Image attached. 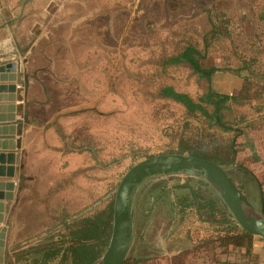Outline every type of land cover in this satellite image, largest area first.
Listing matches in <instances>:
<instances>
[{"label":"rangeland","instance_id":"obj_1","mask_svg":"<svg viewBox=\"0 0 264 264\" xmlns=\"http://www.w3.org/2000/svg\"><path fill=\"white\" fill-rule=\"evenodd\" d=\"M262 4L0 0V66H12L0 73V116L13 113L14 121L23 122L19 137L23 128L33 127L27 155L21 139L16 148L20 169L15 187L19 177L26 182L11 200L9 260L15 256L21 264H32L40 258L32 255L36 249L59 240L64 220L102 211L133 165L176 150L175 133L187 122L184 110L158 92L173 87L198 98L206 84L186 65L168 60L181 48L195 46L205 54L204 67L222 72L235 71L243 60L261 62L264 35L256 16ZM254 113L248 106L231 105L227 117ZM263 132L247 131L240 155L257 159L247 168L264 182ZM250 172L229 167L237 188L259 207ZM165 180L162 189H147L146 202L135 207L130 255H167V231L179 217L172 207L190 191L185 178ZM194 184L201 196L214 194ZM161 194L162 201L149 209L147 202Z\"/></svg>","mask_w":264,"mask_h":264},{"label":"trees","instance_id":"obj_2","mask_svg":"<svg viewBox=\"0 0 264 264\" xmlns=\"http://www.w3.org/2000/svg\"><path fill=\"white\" fill-rule=\"evenodd\" d=\"M204 57L205 54L195 46H187L168 60L170 64L186 65L198 81L206 84L198 98L178 92L173 87L159 90L158 96L179 105L187 120L175 133L176 150L170 153L189 155L250 172L247 165L257 159L240 155L245 150L240 139L247 131L264 130L262 65L258 60L256 63L255 59L251 63L243 60L242 66L231 71L246 76H243L241 88L229 96L212 90L211 77L222 70L204 67L201 63ZM255 64H258L257 67ZM231 105L253 108L256 116L228 119L227 112ZM249 174L258 185L259 204L264 216V182L255 173ZM193 182L199 187H208L200 181L187 179L184 187L190 191V196L181 198L173 205V213L179 217L170 233L174 240L190 242L193 246L172 259L129 255L123 264H188L197 259H202L203 264H259L252 253L254 236L236 225L215 194L210 193L208 197L198 194L195 186H192ZM162 184L157 186L162 189ZM162 197L163 194L154 198L151 196L153 201L147 202L149 209L162 201ZM112 204L113 197L96 215L64 220L59 240L36 249L32 255H39L40 258L33 259L32 264H51L54 261L57 264H95L109 241ZM193 237H196L195 240Z\"/></svg>","mask_w":264,"mask_h":264},{"label":"water","instance_id":"obj_3","mask_svg":"<svg viewBox=\"0 0 264 264\" xmlns=\"http://www.w3.org/2000/svg\"><path fill=\"white\" fill-rule=\"evenodd\" d=\"M11 65L0 66V73L10 72ZM19 110L21 107H13ZM14 114L0 116V150H15V140L23 127L22 121H14ZM9 132V133H8ZM185 178L206 184L231 215L236 225L246 233L264 241V216L261 207H255L237 188L229 175V168L189 155L168 153L143 159L133 165L121 178L113 193L111 230L108 244L95 264H123L130 255L134 238V211L140 190L151 182L167 178ZM24 179L19 177L18 187ZM14 183H0V191H13ZM5 201L13 199V193L5 195ZM5 205L0 203V264L6 263L11 249L6 248L8 233L5 225Z\"/></svg>","mask_w":264,"mask_h":264},{"label":"crops","instance_id":"obj_4","mask_svg":"<svg viewBox=\"0 0 264 264\" xmlns=\"http://www.w3.org/2000/svg\"><path fill=\"white\" fill-rule=\"evenodd\" d=\"M261 8H262L261 12L256 16V19L258 23L260 24L261 31H263L262 33L264 35V4H262ZM259 49H260L259 51L260 56L263 58L260 64L262 65L261 69L263 71L262 73L264 77V47H261ZM243 76H246V74H242V73L235 74L234 72H222V71L216 72L211 77V88L213 91L219 94L231 96L232 94H234L241 88V85L243 83ZM262 105H263L262 111L264 112V95L262 98ZM262 118H264V115L262 116ZM32 129H33L32 125L29 124L27 128L26 127L23 128L22 135L20 137L15 135V140L13 141L6 140L8 143V147H9V144H14V141H18L19 139H21V149L25 150L26 154L24 155H27L28 145H27L26 140L28 139L27 135L31 133ZM18 155H20L19 149H15L13 151L0 150V183H6V184L14 183L15 184L17 177H18V173H19L18 169H20L19 168L20 164L19 165L17 164ZM22 159H23V156H21L20 161H22ZM23 179H24L23 183H25L26 178H23ZM23 187H24V184L22 186V189ZM17 189H19V187L18 188L14 187L13 191H8L7 188L0 191V203H3L5 205V215H6V219L4 223L5 225H7L8 218L11 217V211H10L11 201H5V198H6L5 195L7 196L8 194H11V193L16 194L18 191ZM15 207L14 209H12L13 212L14 210L15 211L18 210L17 208L15 209ZM177 223H178V219L176 220V223L173 225V227H175ZM2 226L4 225L0 224V228ZM173 227H170L169 230L167 231L168 232L167 233V245L169 246L167 255L165 254L163 256L155 255V256H137V257H159V258H165V260H167V259H172L173 257H176L182 251L190 249L193 246L192 243L185 242V241L184 242L177 241L171 237L170 233L173 230ZM195 238L196 237H193L194 240ZM179 242H181V245L179 244ZM252 253L255 255L259 264H264V241L262 239L254 237L253 244H252ZM4 264H21V263L18 262L14 256V258L10 260L9 258H7L6 263ZM188 264H203V262H202V259H197V260L189 261ZM205 264H208V262H205ZM209 264H213V263H209Z\"/></svg>","mask_w":264,"mask_h":264},{"label":"flooded vegetation","instance_id":"obj_5","mask_svg":"<svg viewBox=\"0 0 264 264\" xmlns=\"http://www.w3.org/2000/svg\"><path fill=\"white\" fill-rule=\"evenodd\" d=\"M166 182V180H160V181H155V182H151L150 184H147L145 187H143L138 196H137V199H136V203H135V207L137 206V204H144L148 198V196L150 195L148 192H147V189H151L152 187L155 188L154 186H157L163 182ZM136 221V217L134 216V223ZM140 241V240H139ZM141 242V241H140Z\"/></svg>","mask_w":264,"mask_h":264}]
</instances>
